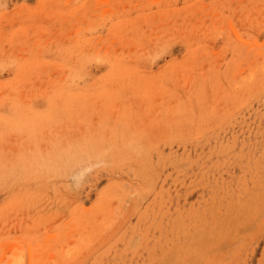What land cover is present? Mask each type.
<instances>
[{"label": "rangeland", "instance_id": "rangeland-1", "mask_svg": "<svg viewBox=\"0 0 264 264\" xmlns=\"http://www.w3.org/2000/svg\"><path fill=\"white\" fill-rule=\"evenodd\" d=\"M0 168V264H264V0H0Z\"/></svg>", "mask_w": 264, "mask_h": 264}, {"label": "bare ground", "instance_id": "bare-ground-1", "mask_svg": "<svg viewBox=\"0 0 264 264\" xmlns=\"http://www.w3.org/2000/svg\"><path fill=\"white\" fill-rule=\"evenodd\" d=\"M61 2H62V1H61ZM73 6H74V5H73ZM142 34H143V33H142ZM133 38H134V37H133ZM63 41H64V40H63ZM160 46H161V45H160ZM251 48H252V47H251ZM36 51H37V50H36ZM120 54H121V53H120ZM124 54H125V53H124ZM239 55H240V54H239ZM29 57H30V56H29ZM113 57H114V56H113ZM94 59H95V58H94ZM105 59H106V58H105ZM122 59H123V58H122ZM126 59H127V58H126ZM129 59H130V58H129ZM131 59H132V58H131ZM135 59H136V58H135ZM79 60H80V59H79ZM115 60H116V59H115ZM119 60H120V59H119ZM133 60H134V59H133ZM117 61H118V60H117ZM117 61H116V64H118ZM122 61H123V60H122ZM122 61L119 62V63L124 65V63H123ZM135 61H136V60H135ZM77 62H78V61H77ZM113 62H114V60H113ZM246 62H247V61H246ZM108 63H109V62H108ZM114 64H115V62H114ZM207 64H208V63H207ZM79 65H81V64H79ZM81 68H82V67H81ZM134 68H135V67H134ZM50 69H51V68H50ZM176 69H177V68H176ZM54 70H55V69H54ZM174 72H175V71H174ZM187 72H188V71H187ZM214 72H215V71H214ZM239 73H240V72H239ZM207 75H208V74H207ZM207 75H206V76H207ZM214 75H216V74L214 73ZM239 75H240V74H239ZM68 76H69V75H68ZM68 76H67V77H68ZM195 76H196V75H195ZM212 76H213V75H212ZM217 76H218V75H217ZM55 77H56V76H55ZM193 77H194V76H193ZM213 77H214V76H213ZM205 78H206V77H205ZM214 78H216V77H214ZM223 78H224V77H223ZM64 79H65V77H64ZM203 80H204V79H203ZM252 80H253V79H252ZM252 80H251V81H252ZM214 81H216V80H214ZM254 81H255V80H254ZM57 82H58V80H57ZM252 82H253V81H252ZM71 83H72V82H71ZM201 83H202V82H201ZM60 84H61V83H60ZM66 84H67V83H66ZM220 84H221V83H220ZM61 85H62V84H61ZM64 85H65V84H64ZM73 85H74V84H73ZM251 86H252V83H251ZM251 86H250V87H251ZM56 87H57V84H56ZM174 87H175V86H174ZM59 88H60V87H59ZM147 89H148V88H147ZM50 90H51V89H50ZM218 91H219V90H218ZM133 95H134V94H133ZM187 96H188V95H187ZM13 100H14V99H13ZM239 106H240V105H239ZM241 106H242V105H241ZM143 110H144V109H143ZM173 111H174V109H173ZM106 115H107V114H106ZM191 116H192V115H191ZM159 118H160V117H159ZM2 119H3V118H2ZM174 119H175V118H174ZM3 120H4V119H3ZM113 125H114V124H113ZM207 129H208V128H207ZM112 130H113V129H112ZM55 133H56V132H55ZM79 134H80V133H79ZM89 134H90V133H89ZM85 137H86V136H85ZM53 138H54V137H53ZM170 139H171V138H170ZM54 142H55V141H54ZM81 143H82V142H81ZM47 144H48V143H47ZM78 144H80V143H78ZM111 144H112V143H111ZM101 145H102V144H101ZM112 145H113V144H112ZM84 146H85V145H84ZM74 147H76V146H74ZM112 147H113V146H112ZM112 147H111V148H112ZM47 148H48V146H47ZM54 148H55V147H54ZM56 148H57V147H56ZM64 148L66 149L67 147H64ZM84 148H85V147H84ZM86 148H87V147H86ZM104 148H106V147H104ZM62 149H63V148H62ZM68 149H70L69 151L71 152V150H72L73 148H67L66 150L63 149V150H64V153H65L66 151H68ZM75 149H76V148H75ZM79 149H80V148H79ZM76 150H78V148H77ZM80 150H81V149H80ZM80 150H78V151L80 152ZM82 150H83V152H84V149H82ZM85 150H86V149H85ZM87 150H88V149H87ZM87 150H86V151H87ZM90 150H92V149H90ZM90 150H89V153H87L88 151L86 152V155L88 154L87 156H89V154H90ZM94 150L96 151V149H94ZM94 150H93V152H94ZM113 150H114V149H113ZM50 151H51V150H50ZM59 151H60V150H58V152H59ZM61 151H62V150H61ZM74 151H75V150H74ZM74 151H72V152H74ZM78 151L76 152L77 154H76L75 156L78 155V153H79ZM83 152H82V155L84 154ZM96 152H97V151H96ZM100 152H101V151H100ZM110 152H111V151H110ZM112 152H113V151H112ZM66 153H68V152H66ZM52 154H54V153H52ZM56 154H57V153H56ZM59 154H61V153L59 152ZM69 154H70V153H69ZM80 154H81V153H80ZM80 154H79V155H80ZM110 154H112V153H110ZM45 156H46V155H45ZM70 156H71V154H70ZM75 156H74V157H75ZM80 156H81V155H80ZM84 156H85V155H84ZM99 156H100V153H99ZM106 156H107V155H106ZM46 157H47V156H46ZM50 157L53 158V160H54V159H57L56 157H55V158L52 157V156H50ZM50 157H47V158H48V162H47V164H46L47 166L50 165V162H51V161L49 160ZM58 157H59V155H58ZM100 157H102V156H100ZM111 157H112V156H111ZM47 158H46V159H47ZM66 159H67V158H66ZM75 159H76V158H75ZM75 159H74V160H75ZM58 160H60V158H58ZM67 160H68V159H67ZM70 160H71V159H70ZM87 160H88V157H87ZM123 160H124V159H123ZM123 160H122V161H123ZM44 161H45V160H44ZM72 161H73V159H72ZM80 161H81V160H80ZM99 161H101V160H99ZM41 162H42V160H41ZM53 162H55V160H54ZM53 162H52V163H53ZM56 162H57V161H56ZM42 163H43V162H42ZM44 163H45V162H44ZM48 163H49V164H48ZM57 163H60V162H57ZM62 163H63V162H62ZM116 163H117V162H116ZM20 164H21V162H20ZM21 165H23V163H22ZM39 165H40V164H39ZM41 165H42V164H41ZM43 166H44V165H43ZM60 166H61V165H60ZM72 166H73V165H72ZM7 167H8V165H7ZM66 167H67V166H66ZM88 167H89V166H88ZM0 169H1V168H0ZM34 169H35V168H34ZM43 171H44V170H43ZM0 172H1V171H0ZM24 172H25V171H24ZM1 178H2V177H1ZM130 178H131V177H130ZM117 197H118V196H117ZM11 247H15V246H11ZM11 247H9V249H10ZM13 250H14V249H13ZM18 252H20V251H18ZM18 254H19V253H17L16 255H18ZM11 255H12V254H11ZM16 255H14V253H13V256H14V257H15ZM21 256H22V255H21ZM35 257H36V256H35ZM35 257H34V259L32 258L34 261H35ZM15 258L17 259V256H16ZM16 259H14V260H16ZM36 260H37V258H36ZM20 261H21V259H20ZM31 261H32V260H30V262H31ZM27 263H28V261H27ZM31 263H32V262H31ZM31 263H30V264H31ZM33 263H36V261L33 262ZM33 263H32V264H33ZM36 264H37V263H36Z\"/></svg>", "mask_w": 264, "mask_h": 264}]
</instances>
